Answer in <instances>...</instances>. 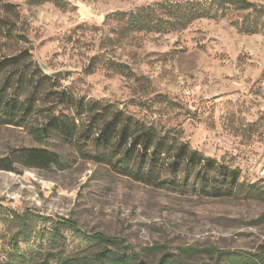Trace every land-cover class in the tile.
I'll list each match as a JSON object with an SVG mask.
<instances>
[{"label":"rangeland","instance_id":"374dc122","mask_svg":"<svg viewBox=\"0 0 264 264\" xmlns=\"http://www.w3.org/2000/svg\"><path fill=\"white\" fill-rule=\"evenodd\" d=\"M5 1L18 5L19 16L7 20L24 38L0 36L1 54L28 50L40 67L65 75L33 84L38 101L22 126L0 124V159L14 160L0 166V264H11L13 253L18 264L93 253L101 246L94 232L122 237L142 264L165 254L180 264H218L213 247L264 258V0L168 32L119 15L163 0ZM157 16L167 18L163 10ZM79 98L171 130L198 155L177 172L152 164L142 181L90 159L101 150L83 128L72 141L54 129L35 137L49 108L72 114ZM29 147L54 151L61 162L24 165L19 152Z\"/></svg>","mask_w":264,"mask_h":264},{"label":"trees","instance_id":"16d2710c","mask_svg":"<svg viewBox=\"0 0 264 264\" xmlns=\"http://www.w3.org/2000/svg\"><path fill=\"white\" fill-rule=\"evenodd\" d=\"M28 1L37 5L55 0ZM256 6L257 4L251 0H163L136 10L120 12L119 15L126 16L137 28L149 27L168 32L186 28L194 20L203 17H222L232 10H250ZM161 10L167 14L166 19L157 16ZM9 13L19 16L18 5L0 0V36L7 39L24 38L19 28L7 20ZM59 78L62 77L54 78L47 75L42 67L33 61L28 50L11 55L0 52V124L22 126L38 101L39 88L36 86ZM33 84L36 86L33 87ZM23 93H25L24 101H20V94ZM65 95L66 93L62 92L59 103H65ZM76 101L72 114L54 115L49 108L47 122L33 128L35 137L44 138L54 129L65 139L72 141L83 128L85 139H93L95 146L101 150L98 154H89L90 159L109 166L113 164L117 173L142 181L147 180V175L149 177L151 173L149 167L152 164L162 162V165L177 172L183 160H187L189 164L198 155L197 150L192 149L188 142L182 141L178 134L171 130L164 132L158 130L153 125H148L145 121L125 113L122 109L112 108L111 105L100 107L98 102L92 100L85 102L84 98ZM92 135L95 137L92 138ZM108 152L109 155L106 154ZM19 153L21 163L27 166L57 165L61 162L56 152L43 147L23 148ZM117 155L119 158L113 162V157ZM201 159L204 158L201 156ZM13 164L14 160L0 159V166L3 168H13ZM13 216L20 215L15 212ZM58 222L77 231H83L73 220L59 218ZM91 236L101 244L97 251L88 253L84 250L59 255L55 264H142L141 254L132 246L125 244L122 237L108 236L101 232H94ZM105 244H119L122 249H111L104 246ZM261 248L264 250V245ZM181 250L184 253L197 251L193 247ZM211 250L216 253L218 264H264L262 257L259 259L236 255L230 257L227 250L216 247ZM227 257H230L228 262L219 263V260H227ZM10 259L9 263L18 264L20 258L13 253ZM45 264H50L49 260ZM156 264H180V260L178 255L174 257L165 254Z\"/></svg>","mask_w":264,"mask_h":264},{"label":"water","instance_id":"95a60500","mask_svg":"<svg viewBox=\"0 0 264 264\" xmlns=\"http://www.w3.org/2000/svg\"><path fill=\"white\" fill-rule=\"evenodd\" d=\"M42 69L47 75H49L51 77H54V78H58V77H63L64 76V72L62 70H60V71H51V70H48V69L44 68L43 66H42Z\"/></svg>","mask_w":264,"mask_h":264}]
</instances>
